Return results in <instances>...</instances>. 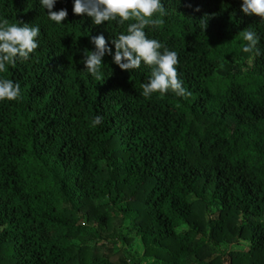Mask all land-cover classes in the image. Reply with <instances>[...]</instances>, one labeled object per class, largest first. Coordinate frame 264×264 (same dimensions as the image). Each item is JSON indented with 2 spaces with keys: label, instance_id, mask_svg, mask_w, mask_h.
Segmentation results:
<instances>
[{
  "label": "trees",
  "instance_id": "1",
  "mask_svg": "<svg viewBox=\"0 0 264 264\" xmlns=\"http://www.w3.org/2000/svg\"><path fill=\"white\" fill-rule=\"evenodd\" d=\"M162 3L144 31L177 53L183 98L141 95L143 63L106 55L99 81L83 67L89 34L133 21L93 25L57 0V25L38 0H0V23L40 28L0 73L21 88L0 102V264H264V20L240 0Z\"/></svg>",
  "mask_w": 264,
  "mask_h": 264
},
{
  "label": "clouds",
  "instance_id": "2",
  "mask_svg": "<svg viewBox=\"0 0 264 264\" xmlns=\"http://www.w3.org/2000/svg\"><path fill=\"white\" fill-rule=\"evenodd\" d=\"M56 3L57 0H38L40 7L47 10V19L60 25L66 20L68 11L64 8L53 10ZM71 5L73 14L90 18L93 25L113 21L123 25L125 21H133L114 39L106 40L99 33L88 35L93 48L83 55L82 64L96 80L101 79L102 60L107 55L123 71L138 69L141 63L151 68L149 79L141 84V95L145 98L153 94L164 96L169 92L181 98L190 95L177 76V53L168 50L160 41L148 38L144 31L148 25L163 23L162 19L155 18L156 14L159 17L166 15L162 0H71ZM239 9L245 16L254 15L264 20V0H240ZM39 36L40 28L36 25L0 23V73L6 66H15L18 59L27 60L38 48ZM242 39L246 42L242 51L256 49L259 37L254 31H244ZM256 54H260L258 49ZM20 95L18 82L0 77V102L15 101ZM102 122L103 117L95 115L90 126L96 127Z\"/></svg>",
  "mask_w": 264,
  "mask_h": 264
},
{
  "label": "rangeland",
  "instance_id": "3",
  "mask_svg": "<svg viewBox=\"0 0 264 264\" xmlns=\"http://www.w3.org/2000/svg\"><path fill=\"white\" fill-rule=\"evenodd\" d=\"M127 247L131 250V251H134V252H137L140 254L141 252V247H140V244H139V241L137 238H135V240L130 243L129 245H127ZM242 247L240 245H234V246H231V250H235V249H241Z\"/></svg>",
  "mask_w": 264,
  "mask_h": 264
}]
</instances>
